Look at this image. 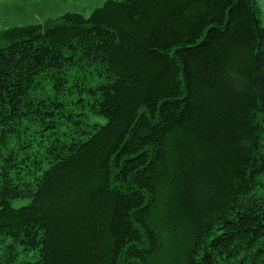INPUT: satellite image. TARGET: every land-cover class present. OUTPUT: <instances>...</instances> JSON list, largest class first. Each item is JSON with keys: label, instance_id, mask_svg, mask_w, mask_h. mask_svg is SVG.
Returning <instances> with one entry per match:
<instances>
[{"label": "trees", "instance_id": "16d2710c", "mask_svg": "<svg viewBox=\"0 0 264 264\" xmlns=\"http://www.w3.org/2000/svg\"><path fill=\"white\" fill-rule=\"evenodd\" d=\"M0 44V264H264L256 0H106Z\"/></svg>", "mask_w": 264, "mask_h": 264}, {"label": "rangeland", "instance_id": "374dc122", "mask_svg": "<svg viewBox=\"0 0 264 264\" xmlns=\"http://www.w3.org/2000/svg\"><path fill=\"white\" fill-rule=\"evenodd\" d=\"M106 0H0V30L13 26L40 23L65 12L87 17ZM259 20L264 26V0H256ZM2 45V44H0Z\"/></svg>", "mask_w": 264, "mask_h": 264}]
</instances>
